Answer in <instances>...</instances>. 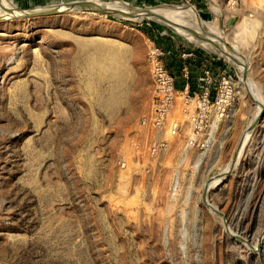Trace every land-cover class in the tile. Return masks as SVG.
I'll return each instance as SVG.
<instances>
[{
	"label": "rangeland",
	"instance_id": "1",
	"mask_svg": "<svg viewBox=\"0 0 264 264\" xmlns=\"http://www.w3.org/2000/svg\"><path fill=\"white\" fill-rule=\"evenodd\" d=\"M43 1L0 0V14ZM105 1L191 6L185 21L244 59L150 17L0 16V264H264V0H231L223 18L215 0ZM161 41L207 49L222 73L204 154L156 166L132 136L149 122L148 53Z\"/></svg>",
	"mask_w": 264,
	"mask_h": 264
},
{
	"label": "crops",
	"instance_id": "2",
	"mask_svg": "<svg viewBox=\"0 0 264 264\" xmlns=\"http://www.w3.org/2000/svg\"><path fill=\"white\" fill-rule=\"evenodd\" d=\"M215 1L217 6H222L221 18L225 17L223 13L228 10L238 11L236 8L233 9L231 0ZM210 4L213 8H217L211 0ZM206 11H209V9H206ZM161 42L160 44L165 49V59L174 73L175 85L180 91V95L177 97L175 106L169 112L164 124L161 126L153 125L152 112L156 92L155 86L152 85L154 86V93L149 102L150 109L143 116H148L149 122L146 124L143 121L142 125L137 126L138 130L132 136L142 144L149 143L153 158L152 162L156 166L169 164L173 161V156L180 151H202V155L204 154L203 141L206 135L202 130V125H197V121H199L197 99L203 91L202 70L205 67H212L215 71V79L210 86L209 99L217 95V85L222 73L221 63L216 60L210 61L205 54L208 51L207 49L197 51L172 41ZM185 66L188 67L187 73H185ZM187 93L189 100L185 97ZM221 123H223L221 119L216 118L214 121V124Z\"/></svg>",
	"mask_w": 264,
	"mask_h": 264
},
{
	"label": "built area",
	"instance_id": "3",
	"mask_svg": "<svg viewBox=\"0 0 264 264\" xmlns=\"http://www.w3.org/2000/svg\"><path fill=\"white\" fill-rule=\"evenodd\" d=\"M165 49L156 44L148 53V61L151 65L152 75L155 83V99L153 103L152 112V124L161 126L164 124L166 117L171 109L175 106L177 97L180 95V91L175 85V76L167 66L165 60ZM188 67L185 66V73H187ZM215 79V71L212 67H205L202 70L201 80L203 82V91L200 97L197 99L199 104L197 125L204 123V113L206 105L209 100L210 86ZM187 100H189L188 93L185 94ZM188 103V102H187ZM147 118H144V122Z\"/></svg>",
	"mask_w": 264,
	"mask_h": 264
},
{
	"label": "bare ground",
	"instance_id": "4",
	"mask_svg": "<svg viewBox=\"0 0 264 264\" xmlns=\"http://www.w3.org/2000/svg\"><path fill=\"white\" fill-rule=\"evenodd\" d=\"M76 0H44L41 5L37 6L33 10L42 9L49 6H55L63 3H69ZM78 1V0H77ZM92 3H95L104 9H124L127 10L128 13L126 15L127 18L132 20H141L144 17H150L156 20L158 23H160L162 26L167 28L168 30L174 32L176 35L185 38L190 41H194L197 43H206V44H215L217 46H224L225 44L223 41H219L218 39L214 38L210 32L200 31L199 29H195L198 31V37L192 35V31L190 30L193 28L189 23L185 21L186 15H193L197 16L196 12L194 11V8L188 5H178V6H159V7H150L151 10L155 13H148L145 11L143 7H134L135 10L129 11L128 9L131 7L126 6L125 3H115V2H109L105 0H87ZM85 5H81V7H84ZM133 9V8H132ZM31 10H17V12H11L9 10L5 11V13L0 14V16L6 15L8 17L16 16L17 15H24L27 12ZM22 12V13H20ZM5 17V16H4ZM197 18V17H196ZM167 21V23H166ZM194 29V28H193ZM213 32V31H212ZM224 44V45H223ZM228 48V47H227ZM229 52V51H228ZM231 55V54H230ZM240 57V56H239ZM259 111V110H258ZM258 114V113H257ZM247 135V134H246Z\"/></svg>",
	"mask_w": 264,
	"mask_h": 264
},
{
	"label": "water",
	"instance_id": "5",
	"mask_svg": "<svg viewBox=\"0 0 264 264\" xmlns=\"http://www.w3.org/2000/svg\"><path fill=\"white\" fill-rule=\"evenodd\" d=\"M81 5H85L84 7H81ZM145 11L148 13H153L155 14L150 7H144ZM129 11H133L135 10L134 8H129ZM70 11H92V12H100V13H109L112 15H117L118 17L121 18H125V19H129L126 17L128 11L124 10V9H119V8H114V9H104L103 7L92 3L90 1L87 0H76V1H72L69 3H63V4H59V5H55V6H49V7H45L42 9H38V10H31L29 12H27L24 15H18L15 17H35V16H41V15H51V14H59V13H64V12H70ZM167 23V21H166ZM190 30H193L192 32L194 33H198L197 30L191 28ZM223 39V38H222ZM223 43L229 48V50L237 53L240 57L243 58V55L241 53H239V51L236 49V47L234 45H232L231 43H229L227 40L223 39L222 40ZM244 59V58H243ZM245 61V60H244ZM244 78L245 81H247L248 79V73H247V63H244ZM250 93V97L252 98V100L255 103H260L259 100L255 99V97L253 96V94L251 93V91H249ZM262 106V105H261ZM261 116V113L255 118V120L253 122H251L250 126L248 127V130L250 132H252L257 124V122L259 121V118ZM242 145L240 144L238 150L236 151L235 157L231 163V165L229 166L228 170L219 174L220 180H222L224 177H226L231 170L233 169L234 165H235V161L237 160V156L239 155V152L241 150ZM207 191L208 188L206 187L205 192H204V197L207 196ZM206 199V198H205ZM207 205L213 209L214 211H216L217 213H219L221 216L224 217V214L220 211H218L217 209H215L210 203L207 202ZM234 237H237L240 240H243L240 236L237 235H233Z\"/></svg>",
	"mask_w": 264,
	"mask_h": 264
},
{
	"label": "trees",
	"instance_id": "6",
	"mask_svg": "<svg viewBox=\"0 0 264 264\" xmlns=\"http://www.w3.org/2000/svg\"><path fill=\"white\" fill-rule=\"evenodd\" d=\"M159 45H161V44H159ZM162 46V45H161ZM165 58V57H164ZM166 60V59H165ZM166 63H167V61H166ZM167 66L169 67V65H168V63H167ZM169 69H170V67H169ZM171 70V69H170ZM172 71V70H171ZM173 73V72H172ZM174 74V73H173Z\"/></svg>",
	"mask_w": 264,
	"mask_h": 264
}]
</instances>
